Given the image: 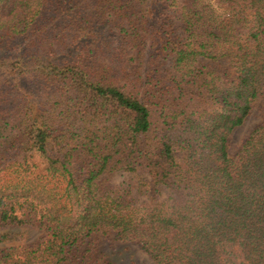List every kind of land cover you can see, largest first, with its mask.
<instances>
[{"label": "trees", "instance_id": "trees-1", "mask_svg": "<svg viewBox=\"0 0 264 264\" xmlns=\"http://www.w3.org/2000/svg\"><path fill=\"white\" fill-rule=\"evenodd\" d=\"M263 96L264 0H0V264H264Z\"/></svg>", "mask_w": 264, "mask_h": 264}, {"label": "rangeland", "instance_id": "rangeland-1", "mask_svg": "<svg viewBox=\"0 0 264 264\" xmlns=\"http://www.w3.org/2000/svg\"><path fill=\"white\" fill-rule=\"evenodd\" d=\"M264 119V96L254 103L251 115L246 122L235 129L231 135L232 147L230 157H233L246 136ZM126 177V176H125ZM124 175L119 174L113 178V183L119 184L124 180ZM149 195L153 192L149 189ZM43 235V231L31 226L0 228V249L19 245L37 243ZM99 250L111 264H157L147 253H145L136 242H120L115 239L114 234L108 237L97 235Z\"/></svg>", "mask_w": 264, "mask_h": 264}]
</instances>
